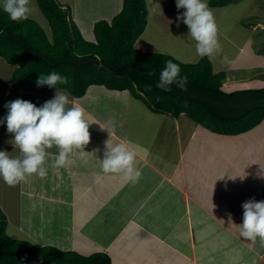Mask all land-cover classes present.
Returning a JSON list of instances; mask_svg holds the SVG:
<instances>
[{"label": "crops", "instance_id": "obj_1", "mask_svg": "<svg viewBox=\"0 0 264 264\" xmlns=\"http://www.w3.org/2000/svg\"><path fill=\"white\" fill-rule=\"evenodd\" d=\"M57 1L62 6L69 8L71 18L80 31L81 36L92 43H96L93 31L95 22L105 20L110 23L111 19L120 12L123 4V0ZM144 1L147 10V23L144 31L135 41L134 46L145 52L167 54L164 51L167 43L173 40L180 30L188 34L189 29L182 22L179 27L176 26L178 14L176 0ZM32 3L36 9L32 14L36 17H41L43 26L46 28V31H44L48 38L51 39V29L45 17L41 16L43 14H41L37 1L32 0ZM101 9L106 10V13L98 16ZM183 11L185 9H179V12ZM221 15L223 16L224 14L222 13ZM246 32L250 35L248 31ZM163 35V38H165L164 46L156 50L150 49L154 42ZM177 37L179 38V36ZM223 38L227 39L226 37ZM225 54L229 55V52L223 50L220 56L224 57L226 56ZM197 60L195 59L193 62ZM214 65H212L214 73L224 70L228 71L222 86L225 91H228L225 86H231L234 80L248 81L244 80L247 75L242 74V70L240 75L237 76L238 78H236L235 71L229 72L228 65L225 66L220 59L219 61H214ZM15 66L0 58V119L5 117L8 112L5 104L9 101L21 98L39 107L45 101L53 98L56 91H58L65 93L69 97L70 106L74 104L84 107L88 117L95 122L89 127L91 140L84 148L86 153L81 155L78 150L74 149L70 155L71 163L67 167L53 166L59 152V149L53 146L47 150L49 156L46 158L47 176L45 178L32 175L14 186H9L0 178V208L6 214V233L9 234V228L15 227L13 229L18 228V230L19 228H25L19 224L21 219V206L19 203L22 201L24 194L29 198L28 220L33 219L38 212L37 208L43 205L44 209L47 207L50 217L47 219L39 213L41 220L46 222L49 220L50 223L55 226L58 224L59 227L63 225L66 229L67 239L69 240L57 241V243L51 244L62 250L70 249L82 255H89L95 248L92 244L95 243L94 240H98L102 236L101 230L104 220L110 217L111 213L116 210L119 215L127 212L152 213L151 208H155L154 210L157 211L159 208H157L158 205L156 207V204L165 202L168 204V208L176 214L174 224L172 222L168 224V218L165 219L170 228L169 241L163 242L164 240L161 239L163 238L161 236L163 233L158 225L151 230L148 221L140 216L137 218L135 216L125 215V218L122 216L120 217L122 223L119 225L120 235L129 232L130 224L138 228L131 234L132 240H138L137 247L130 243L126 244L129 248L137 249L138 255L135 253V255L126 257L125 243L108 245L111 249L110 252L106 245L102 246L104 253L109 255L111 264H114V260H119L121 264H142L139 257L140 252L143 253V249L147 248L145 259L148 260L152 256V251L155 249L158 251V246L155 247L154 244L157 243L159 245V242L163 243L161 245L163 252L166 253L167 250H170V253L169 255H163L157 261V264H212V262L214 264H264V247L254 248L251 242L247 246L245 244V248L250 252L249 259L247 256L241 255L243 252L233 255L235 259L230 257L234 248L229 244L235 242L236 246H238V243H242L241 240H243L242 238L240 239L238 231L234 227V220L236 222L238 217L240 220L243 219L244 209L241 205H237L238 198L231 197L230 200L222 197L220 201L216 197L219 194L218 188L215 187V184H217L215 181L214 188L209 185L202 186L199 189L196 184H189V173H186V168L183 166L187 149L186 143L191 139L195 142H197L195 139H199L195 138V128L199 127L203 131L206 128L195 123L185 114L175 118L169 114L153 112L127 90L117 91L107 89L102 85H90L83 96L76 98L71 96L65 89H50L29 85L15 86L11 82ZM249 71L253 72V68ZM101 125L105 128L102 129ZM108 129L111 132V136ZM209 131L205 130L204 132L206 133H202V135L216 134ZM12 137L13 134L7 132L6 123L0 124V151L6 150L10 152V155L15 156L19 154V150L14 149V146L8 143ZM109 138L113 144L127 143L130 148L136 151V167L141 171V177L137 182L127 181L123 174L105 173L101 169L100 159H103L105 141ZM97 148L99 151H94ZM220 160L223 161V165L225 161L227 162L223 158ZM226 165L227 168L229 165V168L225 176L227 183L224 189L231 195L230 182H238L240 173L233 170L230 164ZM261 175L248 176L249 182L244 178H240L242 190L250 189L252 193L253 187L250 184L252 183L250 177L258 180ZM230 176L236 177L235 179H229ZM215 188L216 195L213 194L215 196L213 198L207 197L205 199L201 197V194H198L207 189L214 192ZM219 190H221V187ZM248 191L246 190L242 200L247 201L253 198L252 194L250 196L247 195ZM125 197L132 198V204L124 201ZM215 200L224 203H231L232 201L236 204L239 212L237 218H232V223H229L227 215L222 219L216 217L217 208L206 204V202H215ZM160 209L162 210V208ZM176 210L179 211L178 214ZM16 212H18L17 215H15ZM220 212L222 213L223 211ZM213 226L221 227V232L219 231V233L226 238L224 240H227V243L222 240L220 244L219 242L213 244L212 241L207 242L201 239L204 237L202 230ZM196 230H198V233ZM21 231L25 234L22 229ZM139 235L142 238L152 239L153 237L157 240H141L138 237ZM231 240H237V242ZM206 243H210L212 247L219 246L221 251H223L222 255L229 258L224 259L220 256L215 260H212L211 257L207 258ZM37 246L42 245L39 244ZM227 246H230V248L228 249ZM225 250H231V252ZM145 259L144 263H146Z\"/></svg>", "mask_w": 264, "mask_h": 264}, {"label": "trees", "instance_id": "obj_2", "mask_svg": "<svg viewBox=\"0 0 264 264\" xmlns=\"http://www.w3.org/2000/svg\"><path fill=\"white\" fill-rule=\"evenodd\" d=\"M36 1L50 26L51 39L34 19L12 21L0 7V58L16 65L11 77L13 85L38 87L40 73L56 71L66 76L68 83L41 88L65 89L76 98L83 96L90 85L127 90L153 112L175 118L185 114L219 135L245 133L264 120V86L225 91L222 86L227 73H214L209 57L185 63L169 54L137 49L135 41L147 23L144 0H123L122 9L110 23L95 22L96 43L83 39L68 7L57 0ZM233 1L208 3L221 7ZM167 60L179 64L181 75H187V91L175 85L171 92L155 87ZM146 85H151L152 90L147 91ZM6 222L0 208V264H111L104 252L82 255L11 238L5 231Z\"/></svg>", "mask_w": 264, "mask_h": 264}, {"label": "rangeland", "instance_id": "obj_3", "mask_svg": "<svg viewBox=\"0 0 264 264\" xmlns=\"http://www.w3.org/2000/svg\"><path fill=\"white\" fill-rule=\"evenodd\" d=\"M207 2H209V0H207ZM209 7L212 9L217 22L218 35L222 44V52L223 50H227L229 52V55H225L230 60V63H224L223 57L217 55L211 58V64L215 66L214 61H219L220 59V61L223 62L225 66L228 65L229 72L231 71L232 73L235 71L236 78H238L237 76H239L240 72L243 71L242 74L247 75L246 79L244 80H248L245 82L234 80V83H232L231 86L226 85L225 88L228 89V91H232L235 89L238 90L244 88H255L257 86H264V0H235L232 4H229L225 7ZM104 13H106V10L101 9L98 13V16H101ZM222 13L224 14L223 16L221 15ZM31 17L32 19L37 21L46 31V28L43 26V21L41 20V17H36L33 14L30 16V18ZM245 30L248 31L251 36ZM177 36H179V38ZM177 36H175L173 40L167 43V46L164 51L167 54L175 57L178 61L185 63H193L195 59H199L200 56L196 52V42L192 40L188 36V34L182 32L181 30L177 33ZM163 37L164 35L159 40L155 41L154 45L150 49L156 50L160 47H163L165 43V38ZM223 37H226L227 39H224ZM262 46L263 48L260 49ZM251 68H253V72L249 71ZM224 71L226 73L228 72L227 70ZM205 130L208 131L207 129H204V131ZM195 131V138L199 139H195L197 142L191 139L188 141V143H186L187 149L183 161V166L186 168V173H189V184H196L197 188L201 189L202 186L204 187L212 185L213 187L215 182H217V184H215V187L218 188L217 191L219 196L216 197H218L220 201L222 197L230 200L231 197H234L235 199L238 198L236 203L237 205L239 204L241 206L243 202H245L244 200H242V197L245 196L246 190H249L247 192V195L250 196L252 194L255 200H264V120L260 124L255 126L253 129L234 136L216 135L212 133L202 135V133L205 134L206 132H204L199 127L195 128ZM222 158L227 160V162L225 161L224 165L223 161L220 160ZM226 164H230V166L233 167V170L240 173L238 182H230L232 190L231 195H229L228 191L224 189L227 183L225 176L228 173L229 168V165L227 168ZM241 174L244 176V179H246L248 182V176L255 177L257 175L262 174V178L260 177L258 180H255L250 177V179L252 180V183L250 184L253 187V190H251L252 193L250 192V189L242 190V182L240 181V176H242ZM221 176H223V178H219ZM220 187L221 190H219ZM216 188L214 189V192L207 189L202 192L203 194H198H201V197L205 199L207 197L213 198L215 197L214 195H216ZM28 200L29 198L23 194V199L19 203V205L21 206V219L19 224L23 225V227L25 228H19V230L18 228L13 229L15 227L9 228V234H7L11 238L27 240L34 245L40 244L42 246H55L51 243L69 240L67 239L68 235L63 225L62 227H59L58 224L55 226L53 223H50L49 220L47 222L41 220L42 218L41 216H39L40 214L44 215L47 219H49L50 217V214H48L47 212V207H45L44 209V207H42L43 205L37 208L38 212L36 215H34V218L28 220ZM123 200L132 204V198L125 197ZM231 203L219 202L218 200H215V202H206V204L212 205L211 207L217 208L216 217H219L220 219L225 218V216H228L229 213H231L233 219L237 218L239 212L238 207L232 201ZM39 205L41 204L39 203ZM134 205L136 206L135 201ZM156 207L159 209L156 211L154 210L155 208H151L152 213L127 212L125 214L119 215L117 210L114 213H111L110 217H108L103 222L101 238H99L98 240H94L95 243H92L95 248L93 250L94 252L92 251L91 253L104 252L101 247L105 245L109 252L111 251V249L108 245L111 246L113 244L121 245L125 243L126 246V244L130 243L137 247L138 240H132L131 234L133 231L138 230V228L130 224V226L128 225L130 229L129 232L127 230V234H119V225H121L122 223L120 217L124 216L125 218V215L135 216L136 218L140 216L146 219L151 230L154 229V226L158 225L163 233V235H161L163 237L161 239L164 240L163 242L169 241L168 235L170 228L168 224H170V222H172V224L175 223L176 214H174L171 209L168 208V204H166L165 202H160L156 204ZM160 208H162V210ZM220 211L223 212L221 213ZM176 213L178 214L179 211L176 210ZM17 214L18 212L15 213V215ZM167 218L169 221L168 224L165 220ZM242 222L243 219L240 220L239 217L238 219H236V222L234 220V227L238 231V236L240 237V239L242 238L243 240H241L242 243H238V246H236L235 242L229 244L234 248L231 253L232 255H230V257H232L231 259H235L233 255H238L242 252L243 253L241 255H243L244 257L247 256V258L249 259L250 256V252L247 250V248H245V244L247 246V244L249 245L251 241L243 238L240 235V227L238 225H240ZM167 227L168 229H166ZM21 229L25 232V234L21 231ZM219 231L221 232V227L219 226H213L209 229L204 228L202 230L204 237L202 235L203 238L201 239L207 242L212 241L213 244L215 242H219L220 244V242L226 238L222 234H220ZM196 232L198 233V230H196ZM199 232L201 233L200 230ZM138 237L141 240H157L153 237L152 239L146 237L142 238L140 235ZM231 241L237 242V240ZM224 242L227 243V240H224ZM251 244L254 245V248H262L258 241L256 243L251 242ZM159 245L157 243L154 244L155 247L158 246V251L156 249L152 251V256L148 260L145 259V252L147 251V248L143 249V253L140 252L139 257L141 258L140 261L142 264H157V261L163 255H169L170 250H167L165 253L163 252L161 246L163 245V243L159 242ZM230 246H227V248L229 249ZM86 247L88 248L87 245ZM205 251H207V258L211 257L212 260H215L218 256L223 257L224 259L229 258L228 256L222 255L223 251H221V248L219 246L212 247L210 243H206ZM225 251L231 252V250ZM135 253L136 255H138L137 249L135 250L134 248L132 249L126 246V257L135 255ZM144 259L146 260V263H144ZM114 264L121 263L119 260H114ZM212 264L214 263L212 262Z\"/></svg>", "mask_w": 264, "mask_h": 264}, {"label": "clouds", "instance_id": "obj_4", "mask_svg": "<svg viewBox=\"0 0 264 264\" xmlns=\"http://www.w3.org/2000/svg\"><path fill=\"white\" fill-rule=\"evenodd\" d=\"M0 7L12 21L27 20L36 10L32 0H0ZM176 7V26L179 27L181 22L187 25L188 36L196 42L197 54L209 58L220 55L222 44L218 26L207 0H176ZM179 9L185 11L179 12ZM223 62L230 63V60L224 56ZM67 83L68 78L56 71L47 75L40 73L36 80L38 87L47 85L56 88L57 84ZM187 84L188 77L181 75L179 64L167 60L155 87L171 92V86L175 85L181 91H187ZM146 90L151 91L152 86L146 85ZM5 107L8 112L0 119V124L6 123L7 132L13 134L8 143L19 150V154L15 156L6 150L0 151V178L9 186L23 182L32 175L45 178L46 158L49 156L47 150L53 146L59 149L54 160L55 167H67L71 163L70 155L74 149L81 155L86 153L84 148L91 140L89 127L95 121L88 117L84 107L74 104L70 106L69 97L65 93L56 91L53 98L39 107L21 98L7 102ZM101 128L105 127L101 125ZM136 163L137 153L127 143L113 144L110 138L105 141L104 156L100 159V167L105 173L123 174L127 181L135 183L141 177ZM235 177L230 176L229 179ZM242 208L243 222L238 225L240 235L264 246V200L251 198L243 202ZM228 220L232 223L231 213L228 214Z\"/></svg>", "mask_w": 264, "mask_h": 264}]
</instances>
